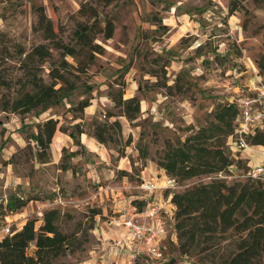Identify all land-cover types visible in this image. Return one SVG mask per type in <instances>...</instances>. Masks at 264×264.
I'll return each mask as SVG.
<instances>
[{
	"label": "rangeland",
	"instance_id": "rangeland-1",
	"mask_svg": "<svg viewBox=\"0 0 264 264\" xmlns=\"http://www.w3.org/2000/svg\"><path fill=\"white\" fill-rule=\"evenodd\" d=\"M83 1L0 0L1 71L18 75L10 45L30 49L43 42L34 29L37 6H44L54 30L68 40ZM94 1L90 3L96 5ZM233 6L237 8L231 13ZM97 9L100 18L113 20L114 32L102 40L103 53L81 75L77 88L44 111L0 110V236L6 223L13 229L33 218L37 227L45 210L57 208L59 226L73 234L77 248L54 264H128L121 261L124 249L115 256L106 243L127 234L125 218L148 219L141 183L158 185L152 200L159 205L155 194L165 197L210 180L206 176L178 182L169 177L157 165L166 142L183 139L188 127L204 125L217 103L247 96L253 85L264 83L255 65L264 51V0H113ZM47 69L48 64L45 79ZM3 92L9 96L13 89ZM119 93L123 99L140 100L135 119H127L111 100ZM82 99L90 104L79 110ZM47 118L57 119L65 132L58 130L43 151L31 135ZM114 121L120 126L112 125ZM98 124L111 136L105 144L93 136ZM260 149L249 145L236 152L241 163L233 176L264 161ZM166 177L173 179L171 185L165 186ZM10 197L25 201L24 207L11 211ZM140 201L145 204L138 208ZM160 213L170 225L168 213ZM106 232L112 236L101 243L97 237ZM234 237L228 231L209 242L200 238L199 246L182 253L179 240L167 231L159 242L161 259L142 254L130 264H221L234 250ZM98 255L103 258L89 262Z\"/></svg>",
	"mask_w": 264,
	"mask_h": 264
},
{
	"label": "trees",
	"instance_id": "trees-1",
	"mask_svg": "<svg viewBox=\"0 0 264 264\" xmlns=\"http://www.w3.org/2000/svg\"><path fill=\"white\" fill-rule=\"evenodd\" d=\"M84 0L76 11V20L65 40L56 32L44 6L36 7L37 21L34 29L43 42L30 49L13 43L12 66L18 75H5L0 69V110L13 113L44 111L59 105L81 82L97 55L103 53L102 40H108L114 32V22L97 9L98 4L107 6L113 0ZM233 6L231 13L236 9ZM68 57L73 61L70 62ZM48 64L46 77L43 76ZM260 75H264V51L255 60ZM13 89L6 96L4 90ZM252 92L247 96H251ZM245 97V96H244ZM238 99L217 103L204 125L192 129L183 139L167 141L157 165L165 173L181 182L191 178L210 177L208 182L199 181L182 192L166 195L168 203L174 206L168 232L179 240V249L186 253L199 246V239L212 241L218 234L232 231L234 250L225 256L221 264H264V182L258 179L235 176L233 170L241 159L231 151L227 140L234 137L238 115ZM122 114L133 120L140 112V100L136 96L123 99L122 94L111 97ZM89 100L78 102L83 110ZM58 120L47 118L37 124V131L31 135L41 150L49 149L58 130ZM100 124V123H99ZM96 125L93 136L105 144L110 140L108 128ZM119 123L114 121L112 125ZM262 127H256L246 137L253 146H264V120ZM78 134L83 130L76 125ZM231 167L233 169H231ZM248 169V167H247ZM246 169V171H247ZM228 176L233 177L227 182ZM145 204L140 201L139 207ZM25 201L10 197L7 206L11 211L22 208ZM60 211L49 208L42 213V223L36 227V219H27L19 228H11L0 237V264H54L55 261L74 251L77 243L73 234H67L59 226ZM93 225L90 226L92 228ZM132 264H151L135 260ZM170 264V263H166Z\"/></svg>",
	"mask_w": 264,
	"mask_h": 264
},
{
	"label": "built area",
	"instance_id": "built-area-1",
	"mask_svg": "<svg viewBox=\"0 0 264 264\" xmlns=\"http://www.w3.org/2000/svg\"><path fill=\"white\" fill-rule=\"evenodd\" d=\"M251 91V96H245L238 102L239 112L236 118L235 135L234 137H230V141L228 142L233 152H238L241 149L249 147L246 137L256 127H262L261 121L264 120V83L253 85ZM260 147L261 156H264V146ZM243 177L254 178L264 182V161L248 167ZM172 183L173 179L166 177L165 186ZM157 188L158 185L151 180L141 183L143 199L146 201L145 217L153 219L157 215H160L158 221L156 223L148 221L137 222L133 217L125 218L122 221V225L127 229V234L124 237L116 238L106 243L108 249L115 256L123 249H128L131 259H136V257L142 254L155 260L162 258L159 242L166 236L169 225H167L166 217L159 214L161 206L156 205L152 200L153 193ZM172 215L173 212H171L169 220H171ZM1 232L4 235L8 234L10 232V225L6 223Z\"/></svg>",
	"mask_w": 264,
	"mask_h": 264
},
{
	"label": "crops",
	"instance_id": "crops-1",
	"mask_svg": "<svg viewBox=\"0 0 264 264\" xmlns=\"http://www.w3.org/2000/svg\"><path fill=\"white\" fill-rule=\"evenodd\" d=\"M230 141V137L228 138V140H227V142H229ZM156 192V191H155ZM157 193V192H156ZM155 196H156V198H158V203H159V205L161 206V211L160 212H165V213H168V218L170 219V214H171V211H172V209L174 208L173 207V205L172 204H170V203H168L167 202V200H166V196L164 197V196H162L161 195V193H158V194H155ZM159 214H161V213H159ZM160 215H157L155 218H153V219H146V221H148V222H150V223H156V221H158V217H159ZM22 226V224L19 226V228ZM102 229V228H101ZM96 230H98V229H96ZM98 232H100V231H98ZM109 233V232H108ZM107 232L105 233V234H103V235H101V237L99 236V237H97L98 239H100L101 238V243H104L103 241L109 236V235H111L112 236V233L111 234H108ZM108 249V248H107ZM110 249H108V251H109ZM108 254H109V252H108ZM121 255V254H120ZM101 256L102 255H98V256H93L91 259H89V262H92L95 258L96 259H100L101 258ZM120 257H122V258H125V259H122L121 261L122 262H125L126 260H127V263L128 264H130V259H131V254H130V251L128 250V249H124V251H123V254H122V256H120ZM102 258H103V256H102ZM101 261V263H103V261L102 260H100Z\"/></svg>",
	"mask_w": 264,
	"mask_h": 264
}]
</instances>
